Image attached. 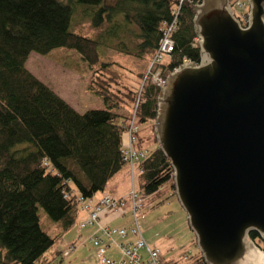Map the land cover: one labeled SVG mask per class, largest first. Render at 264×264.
Returning <instances> with one entry per match:
<instances>
[{"label": "trees", "instance_id": "1", "mask_svg": "<svg viewBox=\"0 0 264 264\" xmlns=\"http://www.w3.org/2000/svg\"><path fill=\"white\" fill-rule=\"evenodd\" d=\"M196 2L0 0V264L61 260L62 251L52 258L46 253L76 225L81 204L104 193L130 164L136 165L142 197L162 192L166 184L167 197L174 196L169 160L154 137V147L133 159L122 152V135L138 123L152 130L158 88L151 75L163 79L183 62H198L191 22ZM165 39L171 45L163 53ZM32 52L66 66L80 61L71 70L87 76L89 91L105 108L74 110L25 68ZM116 55L142 68L134 73L139 86L119 80ZM141 141L135 136L133 147ZM100 218L92 223L98 229L104 225ZM249 236L264 249L254 233ZM186 258L168 263L159 256V262L204 264L198 249Z\"/></svg>", "mask_w": 264, "mask_h": 264}, {"label": "water", "instance_id": "2", "mask_svg": "<svg viewBox=\"0 0 264 264\" xmlns=\"http://www.w3.org/2000/svg\"><path fill=\"white\" fill-rule=\"evenodd\" d=\"M198 0V62H183L156 96L152 133L204 264H264V0Z\"/></svg>", "mask_w": 264, "mask_h": 264}, {"label": "rangeland", "instance_id": "3", "mask_svg": "<svg viewBox=\"0 0 264 264\" xmlns=\"http://www.w3.org/2000/svg\"><path fill=\"white\" fill-rule=\"evenodd\" d=\"M113 58L116 62V69H114V71L118 73L119 80L122 81L124 85L134 87L139 86L140 80L134 73L140 71L142 68L137 64H134L135 62L127 57L116 55ZM79 64L80 61L74 63V61L71 60L67 63L68 66H66L51 58L32 52L28 56L25 68L77 112H84L88 109L105 108L101 99L89 91L87 76L76 72L73 68L71 70V67ZM153 75L150 76L151 79ZM130 124H134L133 115L131 116ZM132 128L134 130L128 128V131L122 135V147L127 149L122 152L125 156L126 152H129L142 157L145 154L142 148L150 149L155 145L152 141V137H154L152 130L150 129L149 124L145 123H138L136 128ZM135 129L138 130L137 135L134 134ZM135 136L142 139L141 147L137 148L141 150L135 149L132 145ZM129 158L135 159L132 156H129ZM135 167L136 165L130 164L128 165L127 170L124 167L121 171L115 174L106 184L104 189L105 193L97 192L94 195L93 200H96L97 195L108 194L114 200L122 203V205L118 207L119 211H117L124 215L119 217V220L120 218H123L120 225L124 222L123 225L128 224L129 226L133 221L130 209L131 196L133 194L139 196V199L142 202V208L137 211L136 215L144 240L149 246L159 249V256L162 261L168 263L171 261H179L180 263L186 262V257H189L197 251V247L192 244V238H194V235L189 229L186 214L180 207L175 195L167 197L170 193V188L167 184L162 187V192L142 197L137 192L136 177L138 171ZM91 204L95 207V202L91 201ZM108 208L111 209L112 207H106L104 210L106 212L108 211V214L110 211H114L109 210ZM82 212H84L87 217V212ZM40 214L41 217H45V220L47 219L42 211H40ZM78 223L79 222L77 221L76 225L69 229L68 233L63 236L62 240L66 245H63L61 248L60 243H57L46 253L47 256L52 258V253L54 251H62L61 256L63 258L59 260L58 257H55L50 264H107L102 261V258L105 257L116 262L113 264H122L120 262L121 260H125L123 264H128L122 250L115 245L119 243L118 239L120 238L118 236H111L112 239L110 238L109 241L104 236V238L100 237V242H103L104 244L103 250L101 247L95 246L96 242L94 239H89L91 236L96 235H86V228L94 224H88L84 229L78 226ZM104 226L107 228H113L115 225ZM77 233H79V237L76 236ZM112 240H114L115 243ZM121 241L123 243L125 242L124 239ZM97 244L99 243L97 242ZM260 247L262 248V246ZM114 249H116L117 252L114 251ZM63 253L67 256H63ZM139 253L143 254L144 251L140 250ZM144 255L146 254L144 253Z\"/></svg>", "mask_w": 264, "mask_h": 264}, {"label": "built area", "instance_id": "4", "mask_svg": "<svg viewBox=\"0 0 264 264\" xmlns=\"http://www.w3.org/2000/svg\"><path fill=\"white\" fill-rule=\"evenodd\" d=\"M182 2V0H178ZM231 9L233 11L234 17L242 24L244 25L246 18H247V10L248 6L246 3V0H229ZM196 44H194V47L197 46V39L195 38ZM171 43L165 39L162 42L161 48L159 49L160 52L166 53L170 49ZM161 57L160 54L157 55V59L159 60ZM152 81L154 85L158 88L161 87L164 83V78H159L154 76L152 78ZM131 129H133L131 127ZM134 130V129H133ZM127 150V149H126ZM126 156H132L134 158L137 157L134 153H129L126 152ZM138 196L133 194L131 196V210H132V217L133 221L132 224L130 225L129 228H107L103 225L100 226L101 228L99 229L101 234L109 241V239L113 236V234H118L121 237L126 236L127 233H130L136 237V240L132 244L128 245H123V244H118L117 246L122 250L123 255L127 259V262L129 264H161L159 262V251L157 248H153L147 245L145 242L141 230L139 228L138 222H137V211L141 209V202L137 201ZM91 201H87V203L83 202L80 206L81 211H86L87 212V217L81 221H79L78 226L81 228H85L88 226V224L94 223V221L99 218L100 214L106 209V207H112L111 209L108 208L109 210H116L119 209L118 207L122 205L117 200H114L108 196H104L100 199V202L98 205H95V207L90 206ZM89 239H94L95 240V246L101 247L103 250V242H100L101 238L99 236H91ZM88 239V240H89ZM97 239V240H96ZM100 239V240H99ZM113 241V240H112ZM97 242L99 244H97ZM140 250H143L147 256L146 258H143V255L139 253ZM102 261L107 264H113L116 263L115 261H112L108 258H102ZM125 261V260H124Z\"/></svg>", "mask_w": 264, "mask_h": 264}, {"label": "crops", "instance_id": "5", "mask_svg": "<svg viewBox=\"0 0 264 264\" xmlns=\"http://www.w3.org/2000/svg\"><path fill=\"white\" fill-rule=\"evenodd\" d=\"M105 193V192H104ZM103 195H108V194H100V195H97L96 196V200H93L92 199V201L93 202H98V200L103 196ZM119 211V210H118ZM108 212V211H107ZM106 211H104L102 214H101V218H100V221H101V223H103L104 225H107V226H113V225H115V226H113V227H127L128 226V224L127 225H123L124 224V222H123V224L122 225H120V223H121V221L123 220V218H120V220H119V217L122 215V216H124L123 215V213H120V212H117V211H110V213L108 214ZM85 217H86V214L84 213V212H80V216H79V219L78 220H82V219H85ZM120 225V226H119ZM86 228V227H85ZM84 228V229H85ZM97 232V233H96ZM66 233H68V231L66 232ZM65 233V234H66ZM64 234V235H65ZM89 234H91V235H97V236H99V237H102V238H104L103 237V235L101 234V232H100V230L98 229V226L96 225V224H94V225H92V226H90V227H88V228H86V235H89ZM63 235V236H64ZM76 236H80L79 235V233H77V235ZM135 236H133L132 234H127L125 237H123V238H120V239H118V242L119 243H121V244H129V243H132L134 240H135V238H134ZM73 238H75V237H73ZM76 239V238H75ZM74 239V240H75ZM122 239H124L125 240V242L123 243L121 240ZM73 240V241H74ZM83 240V239H82ZM72 242V241H71ZM70 242V243H71ZM60 243V245H61V248L63 247V245H66V243L65 242H63V240L61 239V241L59 242ZM78 249V248H77ZM79 250V249H78ZM114 251H116V249H114ZM117 252V251H116ZM160 252V251H159ZM143 255V254H142Z\"/></svg>", "mask_w": 264, "mask_h": 264}, {"label": "bare ground", "instance_id": "6", "mask_svg": "<svg viewBox=\"0 0 264 264\" xmlns=\"http://www.w3.org/2000/svg\"><path fill=\"white\" fill-rule=\"evenodd\" d=\"M137 201H138V202H141V200H140V199H137Z\"/></svg>", "mask_w": 264, "mask_h": 264}]
</instances>
